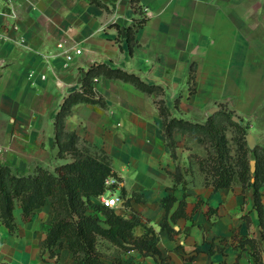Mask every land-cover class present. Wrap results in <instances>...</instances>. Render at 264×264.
Segmentation results:
<instances>
[{
  "label": "crops",
  "instance_id": "0c3cea01",
  "mask_svg": "<svg viewBox=\"0 0 264 264\" xmlns=\"http://www.w3.org/2000/svg\"><path fill=\"white\" fill-rule=\"evenodd\" d=\"M11 6L15 18L3 14L7 3L0 0L6 34L0 37V165L28 175L73 160L67 152L58 156L55 118L97 64L162 86L176 118L204 123L211 109L225 105L264 149V0H12ZM140 19L131 48L125 29ZM96 79L100 102L71 104L64 128L77 136V148L105 152L129 199L125 217L136 223L134 237L153 233L159 250L115 257L134 264H264V211L261 222L253 188L237 183L216 190L205 180L189 157L205 158L213 149L195 134L173 132L175 160L155 104L162 97L120 79ZM178 165L187 184L172 189ZM167 196L175 202L166 214ZM182 200L185 216L173 221ZM52 215L45 205L24 222L16 207L14 233L0 222V264H76L65 239L44 246ZM165 219L170 232L161 227ZM248 240L257 245V259Z\"/></svg>",
  "mask_w": 264,
  "mask_h": 264
},
{
  "label": "trees",
  "instance_id": "16d2710c",
  "mask_svg": "<svg viewBox=\"0 0 264 264\" xmlns=\"http://www.w3.org/2000/svg\"><path fill=\"white\" fill-rule=\"evenodd\" d=\"M143 22L144 19H140L135 21L133 26L125 29L127 42L131 48L135 44L133 34L142 26ZM194 74L195 71L191 68L188 76L189 83L194 81ZM98 76L120 79L133 84L149 95L162 97L155 100V104L163 119L164 136L175 160L177 159L176 143L172 137L174 131L189 132L195 135L202 133L207 136L211 147L213 143L215 153L208 152L205 158L192 154L189 157L190 163H199L201 168L204 167V163L208 164L213 173L210 180L216 190L229 188L237 183H240L243 187L253 188L255 208L262 222L264 204L262 203L260 189L264 187V166L261 165L264 149L257 145L253 151L256 162L254 173L251 172L249 160L246 158L247 151L242 152L240 165L236 169L232 162H228L224 141L219 136V128L213 123L214 115H210L204 123L173 117L164 100L166 91L162 86L148 84L136 74L120 68L110 67L107 64L92 66L82 81V91L72 92L62 104L55 118V139L59 157H63L65 152L71 150L78 151L76 147L78 138L65 130L64 121L71 104L100 102L101 99H95L92 92L93 79ZM194 91L192 86L190 93L192 94ZM178 102L179 99H177ZM259 152L262 154L261 156L258 155ZM105 159V157L100 159L79 152L71 162L56 167L53 172L38 167L33 174L28 175L17 174L10 167L0 165V222L14 233L16 223L13 211L16 207L22 210L24 222H30L37 209L49 205L53 210V215L44 246L50 249L59 243L61 239H65L67 249L73 254L76 264H134L120 258H114L111 262L103 260L97 249L99 240H106L122 251L138 249L144 256L159 254V250L155 245L156 237L153 233L149 237H134L133 228L136 223L132 219L121 215L106 214L107 219L102 221L87 212L86 201L92 197L98 198L109 189L118 188L121 197L123 199L126 197V191L121 185H106L107 178L111 176L116 177L120 182L121 180L111 170ZM174 177L175 185L172 189L178 185L185 188L187 181L185 180L184 170L179 165ZM126 202L129 203V199ZM174 202L175 198L172 196L163 199L166 214ZM100 206L102 210H113L101 204ZM185 207V200L180 201L179 206L172 213L171 219L174 221L184 217ZM161 227L163 230L172 231L166 219ZM126 239H129V241H125ZM248 242L251 243L253 249L252 255L257 259L259 253L256 243L252 240H248Z\"/></svg>",
  "mask_w": 264,
  "mask_h": 264
},
{
  "label": "rangeland",
  "instance_id": "374dc122",
  "mask_svg": "<svg viewBox=\"0 0 264 264\" xmlns=\"http://www.w3.org/2000/svg\"><path fill=\"white\" fill-rule=\"evenodd\" d=\"M192 86L190 85V88ZM213 115H214L213 123L214 125L217 126V128H219V133H220L219 136L222 137V140L224 141L225 144L226 153L228 155V162H232L234 167L237 169L240 165V159L243 151H247L246 158L247 160H249V163L252 160H255L253 151L249 150L245 140V137L249 133V131L246 125L243 123V120L233 111L229 110L225 105H221L219 108H217L216 112ZM234 116L241 119V124H237L232 120ZM197 139L198 141L200 140L201 143L203 142L209 143L208 137L203 135L202 133L197 135ZM212 149L213 152L215 153L213 143H212ZM79 152L84 153L85 155L96 156L100 159L102 157H105L106 158L105 161L108 162V165L111 168V163L108 156L102 150L94 147H84L82 150L78 148V151L76 152L71 150L67 152L68 157L66 159H70V158L74 159V157H76ZM258 155L261 156L262 154L259 152ZM193 165L196 166L197 171L200 172V175H202L205 180L211 179L213 173L210 170V167L208 166L207 163H204V165L202 164L204 166L202 168L199 167V163L196 164L193 162ZM261 165L264 166V155ZM126 201H127L126 199H123L122 206H118L116 208H112L113 210L106 211L100 208L101 206L98 198L92 197L86 201L87 212L89 214L98 217L102 221L107 219L106 214L121 215L127 217L128 215L127 208L129 206H128V202ZM125 241H129V239H126ZM97 249L102 257L111 260L117 258L115 257L117 256L116 252L118 253L122 252L121 249L117 248L116 246H113L110 242L106 240H99L97 243Z\"/></svg>",
  "mask_w": 264,
  "mask_h": 264
},
{
  "label": "built area",
  "instance_id": "2783aa9c",
  "mask_svg": "<svg viewBox=\"0 0 264 264\" xmlns=\"http://www.w3.org/2000/svg\"><path fill=\"white\" fill-rule=\"evenodd\" d=\"M11 2H12V0H6L8 11L4 12L3 14L15 18L16 14L14 13V10H13V8L11 6ZM5 36H6V34L4 32H0V37L1 38H5ZM57 47L59 49H63L64 46H63L62 43H60V44H58ZM81 52H82L81 49L75 50L76 54H81ZM65 59L66 60H70L71 56L67 55V56H65ZM31 76H32V74L29 75V77H31ZM41 79H46V76L45 75H41ZM96 80H97L96 78L93 79V81H96ZM82 89L83 88L80 89V92L82 91ZM92 92H93V96H94L95 99H97V100L101 99V96L99 95V93L96 91V89L94 87L92 88ZM105 183H106L107 186L121 185V182L116 177H113V176L107 178ZM98 200H99V202H100V204L102 206L108 207V208H116L118 206H122L123 205V198L121 197L118 188L117 189H109V190H107L104 194H101L98 197Z\"/></svg>",
  "mask_w": 264,
  "mask_h": 264
},
{
  "label": "water",
  "instance_id": "95a60500",
  "mask_svg": "<svg viewBox=\"0 0 264 264\" xmlns=\"http://www.w3.org/2000/svg\"><path fill=\"white\" fill-rule=\"evenodd\" d=\"M216 110H217L216 108L211 109L210 110V114L213 115L216 112ZM232 120L235 123H237V124H241V119L236 117V116H234ZM245 140H246V143H247V146H248L249 150L250 151H254L256 149V147H257L256 138L251 133H248L246 135V137H245ZM250 170H251L252 173L255 172V170H256V162H255V160H252L250 162Z\"/></svg>",
  "mask_w": 264,
  "mask_h": 264
}]
</instances>
